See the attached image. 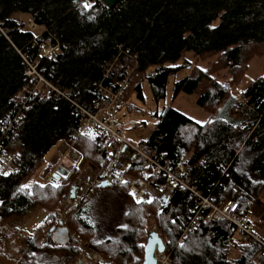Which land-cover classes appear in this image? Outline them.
Segmentation results:
<instances>
[{
    "label": "trees",
    "instance_id": "obj_1",
    "mask_svg": "<svg viewBox=\"0 0 264 264\" xmlns=\"http://www.w3.org/2000/svg\"><path fill=\"white\" fill-rule=\"evenodd\" d=\"M42 45L57 46L58 52L43 58ZM259 46H264V0H123L109 10L97 0H0V147L15 156L16 165L15 171L0 174V230L36 206L49 213L27 238L25 262L19 264L75 263L79 252L70 239L49 249L43 233L85 164L95 169L103 164V138L83 134L92 130L69 100L24 90L31 87V79L24 74L20 54L39 61L49 84L88 109L99 98L97 85L116 92L126 71L131 77L117 109H130L127 99L132 95L144 101L143 82L155 104L165 100L167 83L174 78L171 100L154 113L148 135L127 139L142 145L156 163L166 164L199 195H213L217 205L236 202V215L252 218V208L264 194V76L242 91L240 101L231 90L245 74L249 57L263 55L254 52ZM117 63L125 72L116 69ZM182 71L185 75L179 77ZM180 94L196 95V105L209 113V120L200 124L173 108ZM2 125L9 127L6 137ZM62 143L80 159L70 166L61 163L58 167L68 172L54 181L56 170L44 165L45 157ZM149 165L130 158L127 173L148 178L154 186L166 183L160 175L152 176ZM95 199L102 201L101 208L81 214ZM113 199L119 206L111 221ZM157 200L135 204L117 179L95 188L75 206L69 228L109 264H126L128 259L143 264L151 214L169 264H264L260 243L241 241L229 221L201 223L175 245L199 198L177 186L164 206ZM251 229L264 241L253 222ZM48 250L65 255L47 257Z\"/></svg>",
    "mask_w": 264,
    "mask_h": 264
},
{
    "label": "built area",
    "instance_id": "obj_2",
    "mask_svg": "<svg viewBox=\"0 0 264 264\" xmlns=\"http://www.w3.org/2000/svg\"><path fill=\"white\" fill-rule=\"evenodd\" d=\"M33 27H35V25H32V28ZM56 52H58L57 46H41L43 58L51 59ZM20 57L25 67L24 74L28 79H31V87L29 88V86H26L24 88L26 92L33 94L34 96L38 95L46 97L54 95L56 98H66L73 106L74 112L83 119L85 125H88L91 128L92 133L103 138V146L101 149L103 164L100 169L93 170L95 174H93L92 180L87 181V183H91L93 189L99 188L102 182H107L108 185H111L114 180L119 179L127 186L128 195L131 197L132 201L139 205L142 203L146 192L153 191L154 196L158 198L161 203V198L166 200L167 203L175 187H185L197 195L199 198V204L198 208L193 212L194 214L190 218L189 223L178 234L175 245L182 244L187 234L194 231L195 227L201 223L206 224L212 220L229 221L235 226L240 235L241 241L246 242L252 239L260 243L263 248L262 254L264 257V241L256 237L251 230V220L249 218L236 215L238 209L236 202L226 201L222 205H217L213 202V195H207L205 197L199 195L193 187L188 188L187 185L178 178L176 173H171L167 169L166 164L160 165L159 163H156L151 156L145 153V149L142 145L131 142L119 132L116 110L117 106H119L118 103L121 100L124 90L129 84L128 79L131 77L130 71L125 72L122 63H117L116 69L125 72L127 77L121 84H119L118 90L112 92L103 89L100 84L97 85L99 98L93 102L92 109H88L83 105L78 104L75 100L68 99L69 97L67 94L60 88L49 84L42 76L44 69L40 68L39 61L30 60L29 57L24 54H20ZM1 130L3 131L2 137H6L9 127L2 125ZM2 145L3 141L1 139L0 146ZM135 157L140 158L148 165L150 164L152 176L158 177L160 175V177L166 179V183H159L154 186L150 183L148 178H139L128 174L127 170L130 165V158L133 159ZM15 169V156L6 153L0 147V174L11 173L15 171ZM49 181L50 179L45 182L48 183ZM85 184L84 181L80 180L72 185L74 187V198H70L71 190L69 191V194H66V203L72 208L82 200L89 198L90 194L86 193V190H84ZM130 193L134 194V196L130 195ZM58 218H60V220L54 225L55 229L65 227L62 221L63 214H59ZM47 235L50 236L51 234L48 232ZM155 260L156 264H169L168 255L165 253V250L161 253L155 252ZM78 263L87 264L88 262L83 256ZM96 264H109V260L103 256L102 258L98 257V262Z\"/></svg>",
    "mask_w": 264,
    "mask_h": 264
},
{
    "label": "rangeland",
    "instance_id": "obj_3",
    "mask_svg": "<svg viewBox=\"0 0 264 264\" xmlns=\"http://www.w3.org/2000/svg\"><path fill=\"white\" fill-rule=\"evenodd\" d=\"M19 15L20 14H17V16ZM259 50H260V55L261 54L263 55L251 56V58L249 57L247 70L245 74L241 77L240 82L231 90V93L237 96L238 101L241 100L242 91L253 80H255L257 77L264 76V46L257 47L254 50V52ZM204 63L208 65L207 62ZM184 72L186 71H182V73H180L178 76L181 77L185 75ZM174 80L175 79L172 77L169 79L166 88V98L165 100L160 101L157 104L153 102L146 83L145 82L142 83L144 101L138 100L134 95H132L130 96V98L127 99V104L130 105L129 106L130 109H127L126 106L124 105L116 110L117 120L119 121L118 129L121 132V134H123L124 136H126V138H129L133 141H138L141 138H145L148 135L155 122L153 116L154 113L160 112L162 108L167 106L171 100L172 83ZM195 101H196V95L180 94L173 102L172 107L178 110L179 112L185 114L191 120L203 124L207 120H209L210 115L209 113L199 108L196 105ZM79 159H80L79 155L76 152H74L72 148L62 143L56 147H53L47 153L45 157L44 165L50 167L51 170L53 169L54 171V169L60 166L61 163H65L70 166L72 163L78 161ZM93 170H95L93 166H91L88 163L85 164V166L80 172L79 177L76 179L74 183H72V185L75 184L77 181L80 180L84 181L86 183L84 185V190H86V193H89L91 195L94 189L91 187V183L90 182L87 183V181L92 180L93 174H95ZM48 179H50V177L46 178L45 181H47ZM71 186L67 189L66 193L64 194L60 203V207L54 211L55 217L51 227H54L57 221L60 220V218H58V215L63 214L62 221L65 227L68 229L71 245H74L76 247V250L79 252V255L76 258L74 264H79L78 261L83 256L86 258L88 262L87 264H96L98 262V257L102 258V254L91 248L88 241L83 240L81 237H79L69 228L71 215L76 206L74 205L72 208L70 205L66 203V198H67L66 194H69V191L71 190ZM152 192H146L142 203L139 205L150 203L152 200H157L158 198H156L154 196V192L153 193ZM83 201L84 200H82L81 202ZM101 202L102 201L100 199L93 200L91 204H89L84 210L81 211V214L83 213L84 215L86 213H89L95 208H97V206H99L98 209H100ZM158 202L160 206H164V204H162L160 200ZM109 204L111 211H109L108 214L110 215V220L112 221L113 218L116 217L117 215V208L119 205H117V202L114 201V199L111 200ZM101 214L102 212L100 213V216ZM48 215L49 213L45 208L36 206L31 210V212L28 215L20 219L10 220L1 228L0 264H19L25 262L26 253L24 248H25L26 240L27 238L31 237V235H33L44 224ZM152 218H153L152 215L149 214L150 220L148 221V225L145 230L146 231L145 238H147L148 233L150 231L157 232V229L153 225ZM249 219L251 220V222H253L256 233L264 237V194H262L261 197H259L258 202L255 203V205L253 206L252 218ZM114 222H116V220H114ZM47 234H48V229H45L43 233L42 242L47 243L49 245L47 246L49 247V249H53L54 246H56V244L50 242V236ZM45 255L47 257L51 255L52 257H56L57 259H59L61 258V256H64L65 254L61 252L55 253L48 250L47 252H45ZM125 263L133 264V262L130 259L126 260ZM81 264H85V263H81Z\"/></svg>",
    "mask_w": 264,
    "mask_h": 264
},
{
    "label": "water",
    "instance_id": "obj_4",
    "mask_svg": "<svg viewBox=\"0 0 264 264\" xmlns=\"http://www.w3.org/2000/svg\"><path fill=\"white\" fill-rule=\"evenodd\" d=\"M104 8L113 9L123 0H97ZM68 171L62 167H58L55 173L52 174V179L57 180L60 176H66ZM108 186L107 182H102L99 187L105 188ZM70 198H74V187L71 186ZM162 199V203H166V200ZM50 235V242H53L56 245L64 246L69 240L68 229L66 227L56 228L50 227L48 229ZM165 250V245L155 231H150L146 238L144 247H143V264H156L155 252L161 253Z\"/></svg>",
    "mask_w": 264,
    "mask_h": 264
},
{
    "label": "snow or ice",
    "instance_id": "obj_5",
    "mask_svg": "<svg viewBox=\"0 0 264 264\" xmlns=\"http://www.w3.org/2000/svg\"><path fill=\"white\" fill-rule=\"evenodd\" d=\"M84 7L85 8H89V7H91V5L90 4H85ZM83 134L84 135H87L90 139L91 138H94V133H92L91 131H89L87 133H83ZM25 187H27V186H25ZM130 195H133L134 196V194H132V193H130Z\"/></svg>",
    "mask_w": 264,
    "mask_h": 264
},
{
    "label": "crops",
    "instance_id": "obj_6",
    "mask_svg": "<svg viewBox=\"0 0 264 264\" xmlns=\"http://www.w3.org/2000/svg\"><path fill=\"white\" fill-rule=\"evenodd\" d=\"M154 123H155V122H154ZM153 125H154V124H153ZM56 169H57V168H56ZM56 169H54V170H56ZM53 173H54V172H53ZM53 173H52V174H53ZM52 174H51V175H52ZM45 245H47V246H48V244H47V243H45Z\"/></svg>",
    "mask_w": 264,
    "mask_h": 264
},
{
    "label": "bare ground",
    "instance_id": "obj_7",
    "mask_svg": "<svg viewBox=\"0 0 264 264\" xmlns=\"http://www.w3.org/2000/svg\"><path fill=\"white\" fill-rule=\"evenodd\" d=\"M48 82V81H47ZM116 89V88H115ZM117 90V89H116ZM52 98V97H51ZM9 122V121H8ZM83 124V123H82ZM201 192V191H200ZM203 196H206V195H203ZM223 203V202H222ZM204 224V223H203Z\"/></svg>",
    "mask_w": 264,
    "mask_h": 264
}]
</instances>
